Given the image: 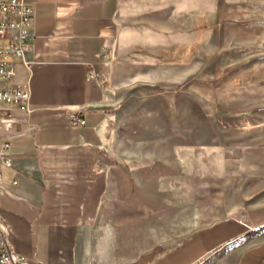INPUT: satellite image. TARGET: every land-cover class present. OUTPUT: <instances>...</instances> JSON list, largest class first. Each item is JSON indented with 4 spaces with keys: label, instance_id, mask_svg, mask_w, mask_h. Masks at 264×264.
I'll use <instances>...</instances> for the list:
<instances>
[{
    "label": "rangeland",
    "instance_id": "obj_1",
    "mask_svg": "<svg viewBox=\"0 0 264 264\" xmlns=\"http://www.w3.org/2000/svg\"><path fill=\"white\" fill-rule=\"evenodd\" d=\"M203 6L125 4L101 69L109 159L136 188V222L121 226L126 264L214 227L211 244L240 253L229 262L264 264V12L228 28L225 10ZM133 234L141 258L130 256Z\"/></svg>",
    "mask_w": 264,
    "mask_h": 264
},
{
    "label": "crops",
    "instance_id": "obj_2",
    "mask_svg": "<svg viewBox=\"0 0 264 264\" xmlns=\"http://www.w3.org/2000/svg\"><path fill=\"white\" fill-rule=\"evenodd\" d=\"M155 1L169 2L25 0L34 22L25 62L16 61L14 84L29 88L32 112L27 124L0 133V147L10 142L12 160L11 169H0V225L26 264H126L122 251L131 250L121 242L130 237L122 238L121 226L130 232L136 222L137 208L129 201L136 188L130 173L109 159L113 95L101 69L120 34L124 5L131 12ZM174 1L183 11H200L202 3L208 10L223 9L228 28H242L264 12V0ZM77 113L83 127L71 124ZM221 230L195 232L151 264H233L239 251L211 244ZM135 240L133 234L132 259L146 252L137 255ZM200 246L205 249L194 254Z\"/></svg>",
    "mask_w": 264,
    "mask_h": 264
},
{
    "label": "built area",
    "instance_id": "obj_3",
    "mask_svg": "<svg viewBox=\"0 0 264 264\" xmlns=\"http://www.w3.org/2000/svg\"><path fill=\"white\" fill-rule=\"evenodd\" d=\"M34 22V10L25 0H0V133H8L29 121L31 93L28 87L14 84L17 60L25 62L30 49V33ZM90 78L99 80L98 74ZM72 126L83 127L85 121L79 114L71 118ZM11 145L8 140L0 147V169H11ZM3 175L0 172V184ZM14 180L12 185H17ZM0 264H26L22 256L12 251L0 225Z\"/></svg>",
    "mask_w": 264,
    "mask_h": 264
}]
</instances>
